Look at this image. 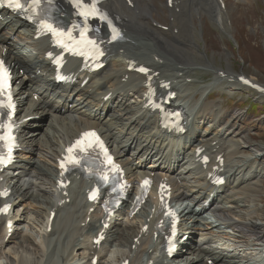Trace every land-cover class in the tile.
Wrapping results in <instances>:
<instances>
[{
    "label": "bare ground",
    "instance_id": "6f19581e",
    "mask_svg": "<svg viewBox=\"0 0 264 264\" xmlns=\"http://www.w3.org/2000/svg\"><path fill=\"white\" fill-rule=\"evenodd\" d=\"M133 1L135 4L130 8L119 0H109L108 9L119 16L126 30V40L118 49L123 51L112 57L104 69L93 74V78L97 76L96 80L85 86H81V81L65 86L56 84L53 68L44 58V51L49 48L48 39H34L31 24L5 10L0 11V57H5L13 69L18 116L21 119L34 117L51 110L49 107L52 106L57 109L51 120H37L40 124L35 128L32 120L22 122V151L15 163L0 174L5 186L12 190V211L16 210V214H11L15 224L9 238L8 230L4 228L5 217L0 215L1 255L6 264L30 260L35 264H91L95 254L99 256L97 264H122L126 259L129 264H208L209 259L212 264H263V214H255L258 208L246 203L249 199L261 200L259 185L264 181V166L257 162L258 154L252 160L237 159L236 194L218 196L210 204L213 211L228 217L227 222H221L231 229L221 232L230 241L223 247L210 245L208 241L204 242L205 246L191 243L169 257L158 250V243L152 241L151 235L145 234L134 247V238L140 234V222L147 221L150 209L140 211L133 219L118 216L98 249L93 246L91 235H96L102 224L97 210L88 213L90 206L83 203V197L80 198L86 189L83 181L69 190L68 195L54 198L51 182L57 173L55 158L59 148L90 127L102 131L131 180L137 179L139 174L152 175L157 180L167 177L176 187V200L185 197L198 205H203L212 191L225 186L212 187L205 180L208 170L195 159V148L210 146L212 141L218 140V129L228 134L230 160L246 154L242 150L244 137L241 131L224 118L223 98H196L198 90L207 93L225 89L231 95L239 88L236 82L228 80V74L218 75L211 62H201L193 52V47L198 48L195 16L207 13L216 25L225 28L227 23L229 26L233 23L228 7L222 10L217 0H173L170 7L165 0L170 18L168 24L173 30L169 37L150 23L157 13L155 3L152 0ZM242 1H249L245 5H250V0ZM59 16L62 19L71 17L70 8L64 3ZM135 60L159 71L158 78L171 82L177 92L176 101L184 104L188 115L185 133L169 134L159 125V116L143 108V76L128 70L130 62ZM209 72L213 81L199 85L196 78ZM127 75L128 79L124 81ZM97 80L100 81L98 84ZM109 91L113 92L112 98L104 100ZM35 93H38V99H35ZM67 197L70 202L59 206L60 200ZM184 208L191 214L188 218H198L200 213L194 211L195 208L190 205ZM53 209H57V214L49 231L47 220ZM245 209L249 211L248 215L243 213ZM22 215L23 219H19ZM38 216L42 217L38 225L39 237L32 236L29 230L15 233L16 226L22 223L34 227V219L38 220ZM20 220L22 222L18 224ZM218 226L207 223V232L201 235L220 232ZM199 228L195 224L186 226L189 231ZM249 253L255 257H248Z\"/></svg>",
    "mask_w": 264,
    "mask_h": 264
},
{
    "label": "rangeland",
    "instance_id": "374dc122",
    "mask_svg": "<svg viewBox=\"0 0 264 264\" xmlns=\"http://www.w3.org/2000/svg\"><path fill=\"white\" fill-rule=\"evenodd\" d=\"M152 1L155 3V8H157V16L155 15L157 20L161 23L167 22L169 18L168 13H166L167 8L162 3L163 0ZM246 2L249 1L226 0L233 23L231 26L227 23L225 28L216 25L207 13H202L200 16L196 15V42L198 43V48L193 47V52L197 54V58L203 63L209 61L217 67L235 69L237 71L243 70L264 82V5L262 0H250L249 6L245 5ZM158 14L160 15L158 16ZM168 23H170V20ZM153 24L160 28V23ZM202 27L204 29L203 34ZM159 28L156 29L160 30L161 28ZM162 31L164 34L166 33L165 35L172 36L169 29ZM200 52L205 53L206 56L200 55ZM209 79L210 76L206 74L199 81H205L206 83ZM202 95V92H197L196 98H200ZM214 98H223L222 108L225 110L227 119L232 122L231 124L237 130L241 131L244 137L241 140L243 151L251 152L255 156L258 154L257 162L264 166V99H259L254 94L243 89L231 95L225 89H217L206 100ZM250 102L258 103V108L255 110L256 114H254L252 107L247 110ZM259 187L261 188L259 194L262 201L260 211L264 218V181ZM14 212L16 213V211ZM34 227L29 232L36 237L38 233ZM17 231H21V228L17 227ZM236 232L240 233L238 229ZM1 253L3 252H0V264H6L7 261ZM248 257H252V255L248 254ZM33 261H26L25 263L35 264ZM25 263L22 262L20 264Z\"/></svg>",
    "mask_w": 264,
    "mask_h": 264
},
{
    "label": "snow or ice",
    "instance_id": "6c2138e0",
    "mask_svg": "<svg viewBox=\"0 0 264 264\" xmlns=\"http://www.w3.org/2000/svg\"><path fill=\"white\" fill-rule=\"evenodd\" d=\"M43 0H8V6L10 8H13L15 10H25V5H27V10L31 11L33 13V16H29V19L34 18V16H38L39 15V10L41 8V4H42ZM49 2H51V0H49ZM73 5L78 8L79 11V15L82 16L84 18L85 23L87 22L88 18L90 16H99L100 19L104 20L107 19L106 16L99 14V10L97 8V0H91L90 3H85L84 0H72ZM110 24V22H109ZM40 25L43 29L51 31L58 39H57V43L63 45L64 47L68 48L69 45L64 44V40L61 39L62 37H67V39L72 40L75 44L77 45H81V46H91L92 48H95L98 51V46L96 45L95 41L90 40L86 37L85 33L87 31V28H83L80 30V39L79 40H75L72 37V33L71 31L65 33L63 31L57 30L52 24L47 23L44 20L40 21ZM74 27H78V26H74ZM113 39H117L118 38V32L116 31L115 28H113ZM72 51H76L75 48L71 49ZM100 55H102L103 53H99ZM140 71L142 72H146L147 70L144 68H141ZM10 75L8 73V70L6 69V67L4 66L3 62L0 61V108H8L11 109L12 108V103H11V94L8 91L10 88ZM8 92V96H7V100L8 102L5 104L3 96L4 93ZM4 125L0 124V129H3ZM85 137L87 136H91V137H95L96 134L93 133H85L84 134ZM13 137L11 135V126H8V132L7 134H0V142H7L9 144V153L11 152V142L13 141ZM96 142L98 141V138H96ZM91 143V141H89V144ZM81 141H77L76 145H74L73 147H70L67 151L70 154L68 157V162L75 165V164H79L80 161L77 160L74 156L71 155V153L73 152V148L80 145ZM83 150V149H81ZM110 159V158H109ZM5 161L3 159V157H0V164H3ZM62 167L64 166L63 164L61 165ZM103 180L107 181V177H102ZM148 181H145V184H147ZM91 198H95V193H93ZM8 206L5 205L4 209H0V211H7Z\"/></svg>",
    "mask_w": 264,
    "mask_h": 264
}]
</instances>
